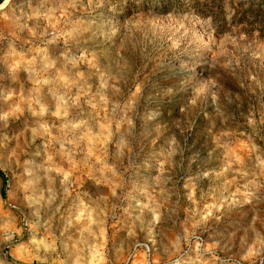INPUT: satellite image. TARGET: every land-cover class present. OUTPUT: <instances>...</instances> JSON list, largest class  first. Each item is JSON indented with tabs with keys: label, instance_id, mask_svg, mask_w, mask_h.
I'll return each mask as SVG.
<instances>
[{
	"label": "rangeland",
	"instance_id": "374dc122",
	"mask_svg": "<svg viewBox=\"0 0 264 264\" xmlns=\"http://www.w3.org/2000/svg\"><path fill=\"white\" fill-rule=\"evenodd\" d=\"M0 171V264H264V0H0Z\"/></svg>",
	"mask_w": 264,
	"mask_h": 264
},
{
	"label": "trees",
	"instance_id": "16d2710c",
	"mask_svg": "<svg viewBox=\"0 0 264 264\" xmlns=\"http://www.w3.org/2000/svg\"><path fill=\"white\" fill-rule=\"evenodd\" d=\"M257 8H258V12H259L261 9V4H259ZM0 178H3V173L1 171H0Z\"/></svg>",
	"mask_w": 264,
	"mask_h": 264
}]
</instances>
